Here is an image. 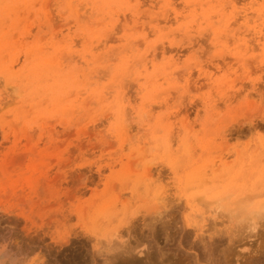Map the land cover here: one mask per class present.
I'll return each instance as SVG.
<instances>
[{"label":"rangeland","instance_id":"obj_1","mask_svg":"<svg viewBox=\"0 0 264 264\" xmlns=\"http://www.w3.org/2000/svg\"><path fill=\"white\" fill-rule=\"evenodd\" d=\"M0 29V250L264 264V211L232 210L264 202V0H0ZM114 196L122 222L93 223Z\"/></svg>","mask_w":264,"mask_h":264},{"label":"bare ground","instance_id":"obj_2","mask_svg":"<svg viewBox=\"0 0 264 264\" xmlns=\"http://www.w3.org/2000/svg\"><path fill=\"white\" fill-rule=\"evenodd\" d=\"M73 5V4H72ZM57 6V5H56ZM181 6V5H180ZM82 11V10H81ZM79 12H80V10H79ZM87 13H88V11H87ZM84 14V13H83ZM58 15V14H57ZM87 15V14H86ZM122 15V14H121ZM83 17V16H82ZM127 17V16H126ZM79 18H81V16H79ZM122 19V18H121ZM181 19V18H180ZM50 20V19H49ZM128 20V19H127ZM56 21V20H55ZM80 21V20H79ZM87 21V20H86ZM89 22V21H88ZM55 23V22H54ZM71 23V22H70ZM93 24V23H92ZM236 24V23H235ZM90 25V24H89ZM57 26V25H56ZM94 26V25H93ZM63 27V26H62ZM95 27V26H94ZM57 28V27H56ZM5 29V28H4ZM1 30V29H0ZM74 40V39H73ZM76 40V39H75ZM200 41V40H199ZM203 41V40H202ZM98 48V47H97ZM96 50V49H95ZM62 53V52H61ZM75 55V54H74ZM69 56V55H68ZM76 56V55H75ZM78 56V55H77ZM86 56V55H85ZM66 57V56H65ZM105 60V59H104ZM79 62V61H78ZM139 62V61H138ZM137 63V62H136ZM84 64V63H83ZM10 67V66H9ZM98 71V70H97ZM105 71H106V69H105ZM11 72H12V70H11ZM14 73V72H13ZM12 73V74H13ZM132 75V74H131ZM130 75V76H131ZM129 76V77H130ZM12 77H14V74H13V76ZM128 77V76H127ZM123 81V80H122ZM127 81V80H126ZM262 85V84H261ZM263 86V85H262ZM259 89V88H258ZM82 91V90H81ZM106 94H108L107 92H105ZM72 94H74V93H72ZM123 97V96H122ZM91 99V98H90ZM86 101H87V99H86ZM88 101H90V100H88ZM87 101V102H88ZM227 102V101H226ZM90 103V102H89ZM93 103V102H92ZM94 104V103H93ZM100 104V103H99ZM96 105V104H95ZM151 105H153V104H151ZM79 107V106H78ZM125 111V110H124ZM129 113V112H128ZM83 116V115H82ZM123 116H124V112H123ZM124 118H125V116H124ZM122 119V118H121ZM168 138V137H167ZM167 142H169V140H166ZM168 146H169V144H168ZM220 168V167H219ZM219 170V169H218ZM191 182L193 183H196V182H201L200 183V185L198 186V187H200V186H203V187H205V188H207V185H208V183H212V184H215V183H217V181L215 180V179H213L212 177H209V178H207V179H203L202 180V169H199V170H195L193 173H192V177H191ZM194 188V187H193ZM119 195V194H118ZM161 195V194H160ZM171 195V194H170ZM246 195V194H245ZM252 195V194H251ZM120 196V195H119ZM116 197V196H114L113 197V199L110 201V202H108V203H104L99 209H98V211H97V213H96V216L93 218V223H104V222H108V223H111L112 221H121L122 222V220H123V218H122V216H123V214L121 213L120 214V212H118L120 209L118 208V204H119V201H120V197ZM248 196H250V195H248ZM254 196H255V194H254ZM251 197H253V196H251ZM243 198V197H242ZM242 198H240V199H242ZM222 199V198H221ZM230 199V198H229ZM250 199V198H249ZM168 200H169V198H168ZM219 200V199H218ZM244 200H246L245 199V197H244ZM200 201L202 202V200H201V198H200ZM205 201V200H204ZM157 202V201H156ZM160 202V201H159ZM263 202V201H262ZM261 202V203H262ZM158 203V202H157ZM231 203H232V201H231ZM236 203V204H235ZM258 204V205H256V204H254V205H252V206H244L243 205V201H242V203H238L237 204V202L236 201H234L233 202V204H235L233 207H232V210L233 209H238L239 211H240V214L241 215H239V214H236V213H234V215L237 217V218H239V219H243V217L245 216V215H243V214H253V216H256V219L258 218L257 216H260V215H262L261 213H263L262 211H264V202L262 203V204ZM159 204V203H158ZM188 204L189 205H192V204H194V201H192V200H188ZM232 204V205H233ZM250 204V203H249ZM217 207V206H216ZM221 207H222V205H221ZM191 209H194V205H192L191 207H190ZM222 208H224V210H225V212H226V210H227V212L230 210H228V208L225 206V207H222ZM242 211H244V213L242 212ZM217 212V211H216ZM221 212V211H220ZM224 212V213H225ZM215 213V212H214ZM224 213H222L221 214V216L219 217V218H222V222H220V223H222V224H225V222H226V220H224V219H234L235 218V216L234 215H232V212L230 211L229 212V214L227 215L228 217H226L225 216V214ZM204 215V213H202L201 215H200V219H202L201 221H206V220H209V217H212V216H209L208 218H207V216H203ZM220 215V214H219ZM218 215V216H219ZM226 217V218H225ZM240 217H242V218H240ZM252 217V216H251ZM261 217V216H260ZM212 218H214V225L217 227V224H218V220H219V218H217V217H212ZM249 218H250V216H249ZM264 218V217H263ZM252 219H254V217L252 218ZM260 220V219H259ZM262 220V219H261ZM129 221V220H128ZM128 221H126V222H128ZM247 222L249 221L250 222V220H246ZM245 221V222H246ZM256 221V220H255ZM210 222V221H209ZM254 222V221H253ZM250 222L251 223V226L250 227H252V232H254V230H256L257 229V222L258 221H256V222ZM95 223V224H96ZM98 223H97V225H98ZM244 223V222H243ZM130 224V223H129ZM133 224V223H132ZM242 224V223H241ZM240 224V230H241V226L243 225H241ZM135 225V224H134ZM197 225L199 226L200 225V222L198 221L197 222ZM212 224H210V226H211ZM249 225V224H248ZM131 226V225H130ZM196 226V225H195ZM201 227L200 228H198L196 231L198 232V233H200L199 235L197 234V236H199V240H196L197 242L198 241H202V240H204V237H205V235L204 234H201V233H204L205 232V230H204V232L203 231H201L202 230V228H204V226L203 225H200ZM213 226V225H212ZM212 226L211 227H208L209 228V230L211 229L212 230ZM219 226V225H218ZM244 226V229L247 231V229L245 228L246 227V224L245 225H243ZM136 227V226H135ZM215 227V228H216ZM248 227V226H247ZM250 227H248L249 229H250ZM214 228V229H215ZM223 228H225V226L223 227ZM243 228V227H242ZM102 229V228H101ZM249 229H248V231H249ZM129 230V229H128ZM131 230V229H130ZM134 230V229H133ZM217 232H219V230L218 229H215ZM215 230H214V232H215ZM243 230V229H242ZM241 230V231H242ZM113 231V230H112ZM207 231H208V229L206 230V233H207ZM224 231H226V230H224ZM247 231V232H248ZM129 232V234H130V231H128ZM131 232H133L132 230H131ZM209 232V231H208ZM220 232H221V230H220ZM127 233V232H126ZM190 232L189 231H187V230H185V235L184 236H186V234H187V236H188V234H189ZM227 233V232H226ZM243 233V232H242ZM245 233V232H244ZM129 234H127V235H129ZM217 234V233H216ZM133 234L131 233V236H132ZM214 235H215V233H211V231H210V233H209V236H210V238L212 239V238H214ZM218 235V234H217ZM130 236V235H129ZM129 236H128V238H129ZM186 236V237H187ZM108 238H111L110 239V241L108 242L109 243V245H107V247L105 248V249H107L110 253L111 252H113V258L116 260L117 258H118V260L121 258V255H123V254H126V253H128V252H130V254L129 255H126V256H132V258L131 259H133V253H132V250H134V248H133V245L131 246V244H129L128 243V241H126V240H124V236H123V234H121V231H113V233L111 232L110 233V237H108ZM107 238V239H108ZM132 238V237H131ZM185 238V237H184ZM209 238V239H210ZM26 240H27V238H25ZM33 239V238H32ZM70 240V239H69ZM124 240V241H123ZM219 240V239H218ZM31 241V243H34V241L33 240H30ZM205 241H208V239L206 240H204V242ZM24 242V241H23ZM28 242H29V239H28ZM129 242H131V241H129ZM203 242V241H202ZM232 242V241H231ZM201 243V242H200ZM216 243V242H215ZM233 243V242H232ZM23 244V243H22ZM28 244V243H27ZM193 244V243H192ZM195 244V243H194ZM202 244V243H201ZM213 244V242L212 243H210V245H212ZM15 245H16V243H15ZM28 245H31V244H28ZM205 244L203 243V246H204ZM215 245H217V244H215ZM232 245V244H231ZM103 246V245H102ZM202 246V245H201ZM203 246H202V249H203ZM10 247H13V249H14V247L15 246H10ZM32 247V246H31ZM31 247H25V248H23V247H20V246H17V247H15V250L17 249V251L15 252V253H13V254H11L8 250L7 251H3V250H0V264H27V263H25V261H23L22 259H21V255L22 254H26L27 252H31V251H33V249L31 248ZM31 248V249H30ZM101 248V247H100ZM196 250H197V248L196 247H194ZM198 248H200V247H198ZM204 248H207V247H204ZM8 249V248H7ZM10 249V248H9ZM12 249V250H13ZM136 249V248H135ZM201 249V250H202ZM211 249V248H210ZM209 249V250H210ZM29 250V251H28ZM100 250V249H99ZM199 250V249H198ZM200 250V253L201 252H203V250L201 251ZM256 250H258V249H256ZM255 250V251H256ZM11 251V250H10ZM14 251V250H13ZM211 251V250H210ZM214 251H215V249H214ZM259 251H260V249H259ZM134 252V256H135V251H133ZM137 252V251H136ZM150 252V251H149ZM204 252H206V251H204ZM203 252V253H204ZM93 253V252H92ZM98 253V252H97ZM132 253V254H131ZM211 253V252H210ZM230 253V252H229ZM258 253V252H257ZM100 254H103V253H101L100 252ZM149 254V253H148ZM112 255V254H111ZM137 255V254H136ZM210 255V254H209ZM201 256V255H200ZM110 257V256H109ZM108 257V258H109ZM136 257V256H135ZM219 257V256H218ZM223 257H225V256H223ZM262 257V256H261ZM98 258V257H97ZM113 258H111L112 260H113ZM126 259H127V257H125ZM129 258V257H128ZM226 258V257H225ZM40 259V258H39ZM38 259V260H39ZM122 259H124V255H123V257H122ZM263 259V258H262ZM99 260V259H98ZM106 260V259H105ZM112 260H110V258H109V261L108 260H106V262L107 263H110V261H112ZM220 260V259H219ZM225 260V259H224ZM249 260V259H248ZM247 260V261H248ZM40 261V260H39ZM44 261V260H43ZM46 261V260H45ZM43 262L44 264L48 261H46V262ZM93 261V260H92ZM103 261V260H102ZM135 261V260H134ZM133 261V262H134ZM260 261V260H259ZM41 262H42V260H41ZM105 262V261H104ZM105 262V263H106ZM112 262H114V261H112ZM219 263L217 260L215 261V263ZM48 263V262H47ZM98 263V262H97ZM223 263H224V261H223ZM222 263V264H223ZM226 263V262H225ZM250 263V262H249ZM35 264H38V261H37V263H35ZM100 264V263H99ZM133 264H135V263H133ZM257 264V263H256Z\"/></svg>","mask_w":264,"mask_h":264}]
</instances>
